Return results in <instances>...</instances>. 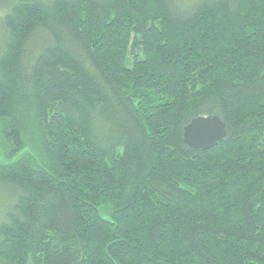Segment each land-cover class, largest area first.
Here are the masks:
<instances>
[{"label":"trees","instance_id":"1","mask_svg":"<svg viewBox=\"0 0 264 264\" xmlns=\"http://www.w3.org/2000/svg\"><path fill=\"white\" fill-rule=\"evenodd\" d=\"M0 158V264H264V0H0Z\"/></svg>","mask_w":264,"mask_h":264},{"label":"water","instance_id":"2","mask_svg":"<svg viewBox=\"0 0 264 264\" xmlns=\"http://www.w3.org/2000/svg\"><path fill=\"white\" fill-rule=\"evenodd\" d=\"M225 136V124L217 116L197 117L182 131L183 143L193 150L201 151L216 147Z\"/></svg>","mask_w":264,"mask_h":264},{"label":"rangeland","instance_id":"3","mask_svg":"<svg viewBox=\"0 0 264 264\" xmlns=\"http://www.w3.org/2000/svg\"><path fill=\"white\" fill-rule=\"evenodd\" d=\"M190 0H176V5H184L185 3H187ZM2 161V159L0 158V162ZM6 204H4V195L2 194V192H0V221L3 218V214H4V210H5V206Z\"/></svg>","mask_w":264,"mask_h":264}]
</instances>
